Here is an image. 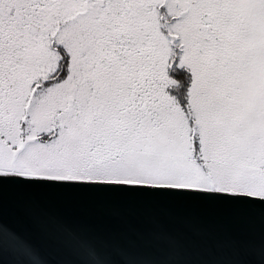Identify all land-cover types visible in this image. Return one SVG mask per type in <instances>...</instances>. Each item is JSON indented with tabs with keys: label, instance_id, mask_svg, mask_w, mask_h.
Instances as JSON below:
<instances>
[{
	"label": "snow or ice",
	"instance_id": "1",
	"mask_svg": "<svg viewBox=\"0 0 264 264\" xmlns=\"http://www.w3.org/2000/svg\"><path fill=\"white\" fill-rule=\"evenodd\" d=\"M21 194L258 222L204 259L159 224L84 237ZM0 264H264V0H0Z\"/></svg>",
	"mask_w": 264,
	"mask_h": 264
},
{
	"label": "water",
	"instance_id": "2",
	"mask_svg": "<svg viewBox=\"0 0 264 264\" xmlns=\"http://www.w3.org/2000/svg\"><path fill=\"white\" fill-rule=\"evenodd\" d=\"M36 210L60 216L68 227L92 239H126L141 243L138 233L147 234L156 224L182 234L199 258L218 257L228 239H252L254 216L236 214L227 209L172 202H146L134 197L79 194H35L19 196ZM201 230L193 235L191 228ZM29 237V240H33Z\"/></svg>",
	"mask_w": 264,
	"mask_h": 264
}]
</instances>
